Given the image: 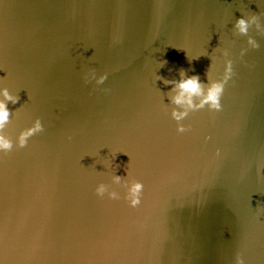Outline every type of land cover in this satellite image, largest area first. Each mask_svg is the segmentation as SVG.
I'll return each mask as SVG.
<instances>
[{
  "label": "water",
  "instance_id": "1",
  "mask_svg": "<svg viewBox=\"0 0 264 264\" xmlns=\"http://www.w3.org/2000/svg\"><path fill=\"white\" fill-rule=\"evenodd\" d=\"M250 15L264 26V0H0V86L19 97L0 154L6 264H264V33L253 49L233 28ZM225 50L221 110L177 134L163 81L206 85ZM110 161L144 185L137 207L120 186L95 195Z\"/></svg>",
  "mask_w": 264,
  "mask_h": 264
},
{
  "label": "clouds",
  "instance_id": "2",
  "mask_svg": "<svg viewBox=\"0 0 264 264\" xmlns=\"http://www.w3.org/2000/svg\"><path fill=\"white\" fill-rule=\"evenodd\" d=\"M254 26V29L258 33H264V26L259 23V17L256 15H250L247 18L242 16L235 21L233 25L236 34L247 37L246 44L253 49L259 47L257 41L249 35V30ZM222 55L226 58L223 64V74L218 79H213L211 75V67L213 60L209 66V72L207 75L208 83L202 84L199 76H186L183 71L179 73V79L174 81H163L167 85H171L170 94L168 95L169 105H171V111L169 113L171 120L176 123V133L184 134L189 131V128L183 125L181 122L188 117L190 112L198 111L207 107L210 112H219L221 110V97L224 92L225 85L233 75V61L227 59L229 56L228 51H224ZM240 55H244V49L241 50ZM203 56V55H202ZM189 58V62L193 59ZM167 61H161L159 67H163ZM3 79V78H2ZM0 79V80H2ZM106 75H101L98 78L94 71H89L85 74L84 80L87 83L89 80H95L96 85L104 83ZM155 80H161L159 76H155ZM19 100L18 95H12L7 87L0 86V154H7L10 152L14 145L12 139L6 134L5 128L10 122V117L14 113L9 112L8 103L16 104ZM43 131V126L39 119H35L31 126L25 130H22L15 140L16 148H24L27 141L32 136L39 134ZM126 154V153H125ZM127 155V154H126ZM115 154L113 155V157ZM105 168L112 167L110 175V184L99 183L95 188V195L98 198H104L107 196L109 200L120 199L119 192L113 190L112 186H120L125 189L124 200L128 202L130 207H137L141 203V195L144 185L138 180L132 179L130 172L127 169V175L121 177L115 174V169L112 166V162L103 163ZM259 207V206H258ZM0 264H6V260L0 257ZM236 264H244L243 260L237 257Z\"/></svg>",
  "mask_w": 264,
  "mask_h": 264
}]
</instances>
